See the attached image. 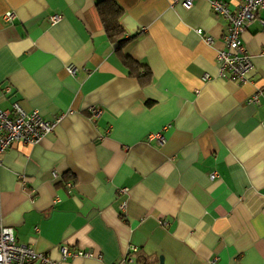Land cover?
Listing matches in <instances>:
<instances>
[{"label":"crops","instance_id":"obj_1","mask_svg":"<svg viewBox=\"0 0 264 264\" xmlns=\"http://www.w3.org/2000/svg\"><path fill=\"white\" fill-rule=\"evenodd\" d=\"M99 1L0 0V110L60 119L1 156L0 231L54 264H264V10L240 83L220 75L228 23L211 7L236 0H114L136 38L122 50Z\"/></svg>","mask_w":264,"mask_h":264},{"label":"built area","instance_id":"obj_2","mask_svg":"<svg viewBox=\"0 0 264 264\" xmlns=\"http://www.w3.org/2000/svg\"><path fill=\"white\" fill-rule=\"evenodd\" d=\"M183 1L186 9L194 7L197 0H176ZM238 6L232 11L227 3L212 1L211 7L217 16H222L228 23L227 34L225 35L226 49L219 53L218 62L220 64V75L227 80L245 83L247 76L254 69L252 57L248 53L243 41L242 35L245 30L251 26L257 18L260 11L264 10V0H236ZM14 14L8 12L4 16V21L9 22L13 19ZM61 16H52V24L60 22ZM200 36H204L201 30L198 31ZM206 43H212L211 37H204ZM71 73H75L73 68H69ZM10 91V90H8ZM258 101L257 98L254 100ZM94 117L101 115L99 108H92ZM60 122L45 120L37 111L25 110L19 101L13 103L9 111L0 110V165L1 156L16 145H37L46 135L52 133ZM159 143L166 142L162 133L153 136ZM58 175H55L57 178ZM217 174L211 178L214 180ZM127 189L121 190L120 193H127ZM122 209H126V203H123ZM64 257L85 256L91 257L92 254L77 252L72 254L66 248L63 249ZM54 264L50 258L38 253L34 249L20 244L16 238L15 230L11 227H3L0 231V264Z\"/></svg>","mask_w":264,"mask_h":264},{"label":"trees","instance_id":"obj_3","mask_svg":"<svg viewBox=\"0 0 264 264\" xmlns=\"http://www.w3.org/2000/svg\"><path fill=\"white\" fill-rule=\"evenodd\" d=\"M97 10L100 15L103 27L109 39L117 43L119 48L122 50L130 43H132L136 38L127 36L124 26L121 22L123 17L122 8L114 0H101L97 4ZM125 64L130 69L132 75H136L138 78H143L140 76L139 69L142 67L138 62H136L131 57H126L124 59ZM146 69V76L149 74V69ZM151 105L152 103H148ZM138 264H148L147 259L140 258Z\"/></svg>","mask_w":264,"mask_h":264},{"label":"water","instance_id":"obj_4","mask_svg":"<svg viewBox=\"0 0 264 264\" xmlns=\"http://www.w3.org/2000/svg\"><path fill=\"white\" fill-rule=\"evenodd\" d=\"M161 264H164V263L162 262V260H161Z\"/></svg>","mask_w":264,"mask_h":264}]
</instances>
